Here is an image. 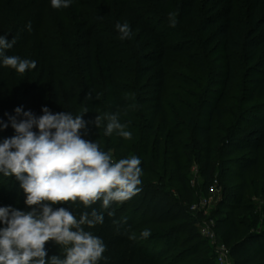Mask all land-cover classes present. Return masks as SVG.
Instances as JSON below:
<instances>
[{
    "label": "trees",
    "instance_id": "obj_1",
    "mask_svg": "<svg viewBox=\"0 0 264 264\" xmlns=\"http://www.w3.org/2000/svg\"><path fill=\"white\" fill-rule=\"evenodd\" d=\"M222 1L72 0L69 7L54 9L51 0H0V35L9 42L15 38L5 54L37 65L18 74L0 62V121L8 124L0 127V143L16 135L9 116L16 115L17 107L36 117L43 115L44 107L53 114H83L87 125L81 137L90 142L104 138L107 120L97 128V115L118 114L132 138L124 139L115 132L112 136L117 138L118 148L131 140L133 146L126 150L142 159V171L149 172L151 146L158 161L164 145L167 162L174 166L182 204L175 199L172 204L158 206L160 216L144 214L137 220L124 218L120 203L113 202L99 224L102 232L84 226L105 245L98 264H117L121 253L130 255L128 264L135 257L141 264H217L207 241L189 222H183L189 217L185 206L198 200L188 177L193 162L203 196L215 180L222 189L215 231L230 248L234 263L264 264V230L256 231L264 220L251 204V195L262 197L264 192L258 185L252 188L248 178V173L259 167V151L264 146V102L258 101L264 92V70L255 60L264 47V0H247L249 21L244 31L237 25L239 1L228 0L221 7ZM211 2L212 6H207ZM170 14H174V26ZM118 22L130 25V37L136 35L144 43L143 49L137 52L129 38L120 39L115 27ZM216 41L221 46L217 67L204 57L212 55ZM172 54L187 59L198 72L194 82H187L192 93L182 89L175 95L168 92L170 80L177 78L170 67ZM98 66L104 68L110 88L105 95L112 101L106 109L99 102ZM149 89L148 94L145 91ZM157 121L167 129L164 139L156 137ZM156 191L164 193L160 188ZM137 195L123 202L120 209L125 210ZM164 195L165 200H171V194ZM25 199L16 177L0 173V207L31 211ZM101 203L88 209L79 201L53 208L65 207L79 219V211L99 212ZM139 206L137 209H142L144 204ZM145 229L151 233L147 238L141 236ZM107 233L119 239L113 243ZM132 236L135 239H130ZM176 236L177 243L172 244L171 238ZM56 247L53 241L45 245L46 260L64 257Z\"/></svg>",
    "mask_w": 264,
    "mask_h": 264
},
{
    "label": "clouds",
    "instance_id": "obj_2",
    "mask_svg": "<svg viewBox=\"0 0 264 264\" xmlns=\"http://www.w3.org/2000/svg\"><path fill=\"white\" fill-rule=\"evenodd\" d=\"M71 2L51 0V6L67 8ZM170 20L174 26V14H170ZM115 27L121 40L132 34L128 23L118 22ZM14 44L15 38L9 42L0 35L2 65L18 74L35 69V61L5 54ZM14 111L16 115L9 116V120L16 135L0 143V173L16 177L26 195L24 202L31 211L0 207V223L4 225L0 228V264H98L106 250L105 245L84 226L91 228L103 224L104 211L113 202L123 203L141 191V160L133 155L114 162L96 142L83 139L81 131L87 125L83 114H53L47 107L42 109L43 115L39 117L21 107ZM17 116L24 119L18 121ZM105 119V135L115 132L124 139L132 138L131 131L126 130L127 125L120 122L118 114L97 115L95 126L99 128ZM0 127L7 128L8 124L0 121ZM34 128L37 131H33ZM77 201L85 209L102 201L101 210L83 211L77 219L65 207L53 208ZM150 234L145 229L141 236L147 238ZM49 241L64 248L63 259L59 256L45 259V245Z\"/></svg>",
    "mask_w": 264,
    "mask_h": 264
},
{
    "label": "rangeland",
    "instance_id": "obj_3",
    "mask_svg": "<svg viewBox=\"0 0 264 264\" xmlns=\"http://www.w3.org/2000/svg\"><path fill=\"white\" fill-rule=\"evenodd\" d=\"M203 1H204L203 4H207L206 0ZM238 1L239 4L237 11V18H238L237 25L240 27L242 31H244L247 29L248 21H249L248 11L246 9L247 0H238ZM227 2L228 0L222 1L221 7H224ZM211 4L212 2L209 3L207 6L211 7L212 6ZM97 5L99 8L98 2L96 3V6ZM114 7L116 8V6ZM209 7H205V10H207ZM247 7H249L248 3H247ZM116 10H119V8H116ZM52 32L53 31H51V33ZM129 40L131 42V46H133L137 52L144 48L143 46L144 43L142 41H138L136 35L133 37H129ZM211 47H213L212 55L211 56L204 54L203 55L205 58L209 60L212 66L214 65L215 67H217L221 64L220 61H218V59L221 57V53H220L221 46L219 45V41L214 42ZM171 56H172L171 58L172 62L170 64V67L172 69V72H174V75L177 78L170 80V84L172 87L168 90V92L175 95L179 89H182L184 93L186 92L192 93L194 90L192 87H189L187 82L188 81L194 82L195 80L193 79L194 78L193 76L194 74L198 75V72L194 68H192L191 63L184 57L177 54H172ZM200 58L202 59L203 56H201ZM255 60L256 62H259L261 64V69L264 70V47H262L259 50V53ZM220 72L221 69H217V73ZM96 80L100 84V94H101V96L99 97L100 105L101 107L106 109V105H108L112 101V99L110 96L105 95L106 92H109L110 88L106 81V74L102 66H98L96 73ZM145 92L149 94L151 91L149 89ZM123 94L126 95L129 93H123ZM140 96H142V94ZM258 101L264 102V92L258 97ZM104 111L106 113V110ZM163 129L164 128L162 127L161 123L157 121L156 122L157 138L161 137L162 139H164L162 136L164 135L165 137L167 129L164 130ZM96 142L102 151L111 155L114 162L118 161L119 159L129 158L133 155L137 156L135 153H131L126 150L127 148L133 146L131 140H129V142L127 143L126 145L127 148L126 147L118 148L117 138L112 135L110 136L105 135L104 133V138ZM139 159L142 162V159L141 158ZM158 159L159 160L157 161L155 149L153 146H151L150 158L148 159L146 166L149 172L145 173L144 171H142V175L144 176V179H141L142 184L140 185V186H144L145 190H141L138 193L137 197H135L132 201H130L128 207L125 210H123L124 205L120 203L118 208L119 211L122 212L124 218L127 219L136 218L138 220L144 214L146 217L154 216L156 218L161 214V209H159L158 206L164 205L167 202L169 204H172V202H176L175 199L177 201H180L179 186L176 183L175 176L173 174L174 166L171 163L167 162L164 145L161 146L160 157ZM188 177L192 188L196 190L198 200L191 205L187 204L185 206V208L187 209V215L189 217L188 218L184 217L185 219H183L184 220L183 222H189L191 226L195 227L198 233L201 235V237L207 241L208 249L211 251L213 250L215 251L214 245L207 237H205L202 234L201 229L203 227L209 226L215 230V225L217 221L216 211L219 208L220 202L222 201L223 198L222 189H219V191H217L214 200L208 206H202L201 202L204 200V196L200 192V186L202 181L199 177L197 165L195 164V162L191 163L189 166ZM248 178H249V182L252 184V188L258 185L260 192H264V146L259 151V167L256 170L250 171L248 173ZM157 188L163 189L164 193L171 194L172 196L170 198L172 201L165 200L164 193H161V195L156 193ZM143 199H144V203H139ZM138 203L140 204V206L144 204V207L142 209H137V207L139 206ZM180 203L182 204V201H180L179 204ZM251 204H253L260 211L264 220V196L257 197L255 195H251ZM120 206H123V208L121 207L122 209H120ZM121 212L119 213L121 214ZM136 212L139 213L137 214ZM80 214L81 212L79 211L78 217L80 216ZM93 228L95 230H99V232H102V229L99 224L95 225ZM261 230H264V221L261 223L258 229H256V231H261ZM97 237L100 236L97 235ZM107 238L111 240L113 243L119 239L118 236H116V234H112V233H107ZM165 241H161L160 245L164 246L163 244ZM118 242H116V246L119 247L120 244H118ZM175 242L177 243V236L171 238V243L173 244ZM178 245H180V242L178 243ZM55 249H57L60 254H64V256L66 255L63 247L57 245ZM172 249L174 250L175 246ZM129 260H130V255L121 253L120 260L118 261L117 264H128ZM132 264H141L140 258L135 257V260Z\"/></svg>",
    "mask_w": 264,
    "mask_h": 264
},
{
    "label": "built area",
    "instance_id": "obj_4",
    "mask_svg": "<svg viewBox=\"0 0 264 264\" xmlns=\"http://www.w3.org/2000/svg\"><path fill=\"white\" fill-rule=\"evenodd\" d=\"M219 191L218 181L215 180L211 184L209 193L204 196V200L201 202L202 206H208L215 198V195ZM202 234L207 237L215 247L216 262L217 264H235L231 255V250L228 248L218 237L217 233L212 227L206 226L201 229Z\"/></svg>",
    "mask_w": 264,
    "mask_h": 264
}]
</instances>
